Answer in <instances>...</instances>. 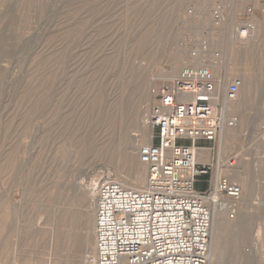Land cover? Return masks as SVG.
<instances>
[{
  "label": "rangeland",
  "instance_id": "obj_1",
  "mask_svg": "<svg viewBox=\"0 0 264 264\" xmlns=\"http://www.w3.org/2000/svg\"><path fill=\"white\" fill-rule=\"evenodd\" d=\"M202 46L209 68L234 65L219 93L241 80L207 154L242 190L215 213L209 264H264V0H0V264L89 261L93 181L144 185L147 116Z\"/></svg>",
  "mask_w": 264,
  "mask_h": 264
},
{
  "label": "built area",
  "instance_id": "obj_2",
  "mask_svg": "<svg viewBox=\"0 0 264 264\" xmlns=\"http://www.w3.org/2000/svg\"><path fill=\"white\" fill-rule=\"evenodd\" d=\"M211 14L219 25V9ZM247 29L241 26L237 33L245 37ZM205 49L192 50L197 62L183 65L158 91L147 116L157 142L138 148L148 168L144 185L127 187L101 176L93 181L92 264H209L214 215L238 202L242 190L222 173L219 161L198 162L193 143L214 141L235 125L227 104L236 100L241 80L232 79L219 93L207 61L198 55Z\"/></svg>",
  "mask_w": 264,
  "mask_h": 264
},
{
  "label": "bare ground",
  "instance_id": "obj_3",
  "mask_svg": "<svg viewBox=\"0 0 264 264\" xmlns=\"http://www.w3.org/2000/svg\"><path fill=\"white\" fill-rule=\"evenodd\" d=\"M248 31H249V30L247 29L246 36H247V34H248ZM249 32H250V31H249ZM236 33H237V32H236ZM246 36H245V37H246ZM245 37H243V36L241 37V36L237 33V34H236V37H233V38L243 39V38H245ZM249 38H250V37H249ZM234 42H235V41H234ZM237 42H238V41H237ZM237 42H236V43H237ZM226 60H227V59H226ZM233 66H234V65H232V62L230 61V63H229L228 66L226 67V70H225V69H222V68L219 67V66H215V69H214V70H213L211 67H210V69H211V71H212L213 74H214V73L217 74V73H219V71L224 70V71L226 72V74H227V75L225 76V80H227V79L230 78L229 76L232 74V72L235 71L234 68H233ZM221 69H222V70H221ZM219 75H220V74H219ZM221 78H222V77H221ZM242 78H243V77H242ZM218 81H219V80H218ZM218 85H219V83H218ZM218 85H217V89L219 88ZM230 106H231V108H236V109H237V108L240 107V104H238V103L235 104V103H232V102H231V103L228 104V108H230ZM222 140H223V141H222ZM222 140H221V142H222V145H223V144H224V140H225V135H223V134H222ZM223 148H224V147L222 146V150H223ZM220 152H221V151H220ZM220 152H219V153H220ZM221 153H222V152H221ZM221 153H220V154H221ZM220 156H221V155H220ZM221 158H222L223 163H224L223 166L226 167V166H227L226 161H225L226 159L224 160L223 156H221ZM222 170H223V168H222ZM145 171H146V170H145ZM78 179H79V178H78ZM134 179H135V178H134ZM134 179H133V181H135ZM139 180H142V177H141V176L139 177ZM128 181H129V180H128ZM128 181H127V182H128ZM79 182H80V181H79ZM83 182H84V181H83ZM120 182H121V181H120ZM127 182L122 181V184H123L124 186H128V183H127ZM80 184H82V183H80ZM137 184H138V183H137ZM135 185H136V184H135ZM142 186H143V185H142ZM142 186H135V188H140V187H142ZM128 187H130V186H128ZM90 189H91V188H89V187L86 188V189H85V192H86V193H89V190H90ZM92 189H93V188H92ZM91 191H92V190H91ZM241 204H242V203H241ZM245 204H246V203H245ZM245 204H244V206H245ZM227 208H231V207H227ZM227 208H225V209H227ZM218 224H219V219H218V214H216V215L214 216V218H213V224H212V227H211V231H212V229H213V231L215 232V231L217 230V228H218ZM213 231H212V232H213ZM212 232H211V233H212ZM214 232H213V234H214ZM38 234L40 235L39 238H41V240H40L41 242H42V239H43L45 236H47L45 231H43V232L41 231V233H38ZM211 236H212V235H211ZM37 237H38V235H37ZM45 239H46V238H44L43 240H45ZM40 241H39V242H40ZM35 242H36V241H35ZM37 242H38V241H37ZM41 242H40V243H41ZM43 242H44V241H43ZM43 242H42V243H43ZM211 246H212V245L210 244V246H209V251H210V249H211ZM51 247H52V246H51ZM210 256H211V255H210ZM211 258H212V257H210V261H211ZM88 260H89V261L85 262L84 264H92V263H91V260H90V259H88Z\"/></svg>",
  "mask_w": 264,
  "mask_h": 264
},
{
  "label": "crops",
  "instance_id": "obj_4",
  "mask_svg": "<svg viewBox=\"0 0 264 264\" xmlns=\"http://www.w3.org/2000/svg\"><path fill=\"white\" fill-rule=\"evenodd\" d=\"M156 142L157 141H155V143ZM180 142L185 143V144H192L191 141L189 140H180ZM211 143L212 141H208L205 139H198L193 143L194 147L197 148L196 154H197L198 162L200 163L210 162L209 158L207 157V154L209 150L213 149V147H211Z\"/></svg>",
  "mask_w": 264,
  "mask_h": 264
}]
</instances>
